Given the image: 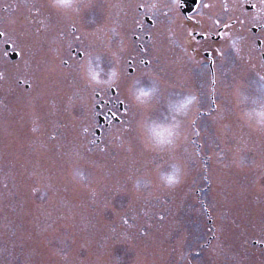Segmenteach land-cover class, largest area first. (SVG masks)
I'll return each mask as SVG.
<instances>
[{"label":"rangeland","instance_id":"1","mask_svg":"<svg viewBox=\"0 0 264 264\" xmlns=\"http://www.w3.org/2000/svg\"><path fill=\"white\" fill-rule=\"evenodd\" d=\"M158 2L145 83L112 74L151 31L146 2H0V264H264L260 67L229 70L213 105L206 72L179 71L176 2ZM111 87L127 114L97 143Z\"/></svg>","mask_w":264,"mask_h":264},{"label":"flooded vegetation","instance_id":"2","mask_svg":"<svg viewBox=\"0 0 264 264\" xmlns=\"http://www.w3.org/2000/svg\"><path fill=\"white\" fill-rule=\"evenodd\" d=\"M2 1L0 0V2ZM142 1L149 4L150 10L146 9L144 5L139 8L141 12H143L142 8L147 12L143 14L141 19L146 27L151 28V31L140 37L139 35H133V40L137 42L138 51L126 56L124 65L127 68H122L121 74L113 75L112 79L122 80L127 74V76H135L138 83L146 81V70L151 67V60L148 59L147 54L153 53L156 49L155 38L158 36L155 37V33L156 29L160 27L156 24L157 20H155V16L159 15V13H155L151 9L153 5H159V0ZM174 1L178 6V10L175 13L176 21H183V24H185L182 35L179 34L180 31L178 30L171 31L178 38L175 50L182 54L181 63L183 64L180 65L182 69L179 70L181 73L187 71L190 64V75L193 74L197 78H202L201 76L206 72L205 74H207L211 84L213 79L218 83L219 79L224 78L229 70H237L238 67L239 69H244V67L249 66L248 64L251 61L256 60L258 67H260L256 75L261 77L260 79L264 78V5L261 4V0ZM204 3L209 4L210 7L203 8ZM225 5H227V9H225ZM34 13V10H32V15ZM164 15L167 16L168 14L165 13ZM86 17H80V21L84 26L94 24L92 11ZM215 21L220 23L217 24ZM78 23L80 24V22ZM225 24L229 25V27L225 28ZM139 28L140 31L143 30L141 27ZM72 30L74 32L76 28L73 26ZM1 39L2 35H0ZM203 43L205 44L204 46L200 45ZM11 44V42L10 44L5 43L3 47L8 52V57L12 60V57L18 58V54L11 51ZM72 53H75L74 49ZM78 56L81 58V53ZM153 68L155 69L156 65ZM216 83L215 85L212 84L211 100L213 105H215L213 92L217 85ZM96 96L100 98V94H96ZM118 96V92L111 87L109 97L106 96L107 99H101L100 103L96 105V109L102 112L97 116L98 124L101 126V128H96L95 130L98 137L97 143H100L102 128L107 130L112 123L119 124L122 117L127 114V106L123 100L117 98ZM199 115H201V112ZM252 243L257 245L258 242L253 241ZM259 246L262 247L261 244Z\"/></svg>","mask_w":264,"mask_h":264},{"label":"snow or ice","instance_id":"3","mask_svg":"<svg viewBox=\"0 0 264 264\" xmlns=\"http://www.w3.org/2000/svg\"><path fill=\"white\" fill-rule=\"evenodd\" d=\"M61 3H66V0H61ZM261 4L264 5V0H261ZM208 7H210L209 4H207V3L203 4V8H208ZM253 7H255V5H253ZM225 9H227V5H225ZM215 23L219 24L220 22L219 21H215ZM224 27L227 28V27H229V25L225 24ZM0 35H3V33H0ZM189 35H191V33H189ZM112 75H115V73H113ZM93 79H96L95 75L93 76ZM262 79H264V78H262ZM215 83H216V81H215V79H213L212 80V84L215 85ZM147 96H149V92L141 89L140 92H139V97H147ZM191 99L195 100V97H192ZM189 102H191V101H189ZM193 123H194V121H193ZM175 127L178 129L179 128V123H177ZM85 131H87V129H85ZM170 135H171V133H170ZM196 135H199V133L197 132ZM169 143H171V141H169ZM125 223H127V221H125Z\"/></svg>","mask_w":264,"mask_h":264},{"label":"clouds","instance_id":"4","mask_svg":"<svg viewBox=\"0 0 264 264\" xmlns=\"http://www.w3.org/2000/svg\"><path fill=\"white\" fill-rule=\"evenodd\" d=\"M54 6H59V5H54ZM257 117H258V123L259 124H264V112L261 113H257ZM165 182L169 183V179L167 177H164Z\"/></svg>","mask_w":264,"mask_h":264},{"label":"water","instance_id":"5","mask_svg":"<svg viewBox=\"0 0 264 264\" xmlns=\"http://www.w3.org/2000/svg\"><path fill=\"white\" fill-rule=\"evenodd\" d=\"M13 59L15 58V57H12Z\"/></svg>","mask_w":264,"mask_h":264}]
</instances>
